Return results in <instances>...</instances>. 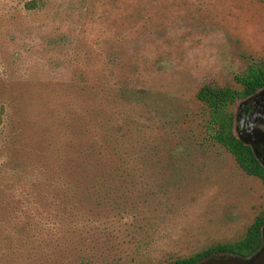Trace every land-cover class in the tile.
Segmentation results:
<instances>
[{
    "label": "rangeland",
    "instance_id": "obj_1",
    "mask_svg": "<svg viewBox=\"0 0 264 264\" xmlns=\"http://www.w3.org/2000/svg\"><path fill=\"white\" fill-rule=\"evenodd\" d=\"M28 1L0 0V223L20 191L41 192L31 181L61 176L90 155L87 143H101L90 115L115 108L122 87L153 133L141 155L158 143V155L183 160L145 181L140 222L104 218L100 264H161L243 238L264 210V185L210 140L197 93L238 87L250 59L264 60V0H43L35 12ZM85 77L95 84L81 86ZM77 244L46 264H77ZM9 253L0 264H29Z\"/></svg>",
    "mask_w": 264,
    "mask_h": 264
},
{
    "label": "trees",
    "instance_id": "obj_2",
    "mask_svg": "<svg viewBox=\"0 0 264 264\" xmlns=\"http://www.w3.org/2000/svg\"><path fill=\"white\" fill-rule=\"evenodd\" d=\"M24 8L29 12L43 10L44 2L31 0ZM235 82L238 87L204 85L197 99L208 111L210 140L224 147L245 173L259 178L264 185V165L255 149L240 139L237 132L239 113L236 112L240 104L246 101L250 104L264 92V60L250 59L246 69L235 77ZM80 84L85 87L95 83L85 77ZM118 92L116 102L120 103L115 108L103 104L92 111L90 117L93 116L97 130L92 139L99 137L101 143L99 140L98 144L97 141L87 143L84 152L90 155L75 158L76 166L67 169L71 178L64 177L66 170L61 176L47 175L36 183L31 181V186L41 187L39 193L20 191L22 203L16 214L9 223H0V260L5 251H9V255L18 260L28 256L25 260H29V264L60 262L58 253L72 248L77 241V264H100L102 252L95 251L93 244L100 240L98 233L102 238V233L108 230L104 218L110 219L113 215L116 220L140 222L138 210L145 204L141 200L149 196L145 181L159 168L174 171V166L183 159L182 155H158L161 147L158 143L149 147L150 154L141 155L140 144L153 133L128 111L127 91L121 87ZM133 98L139 99L140 95L133 93ZM85 132L90 134L86 128ZM153 152L157 155H151ZM161 264H264V210L243 238L216 243L193 255Z\"/></svg>",
    "mask_w": 264,
    "mask_h": 264
},
{
    "label": "flooded vegetation",
    "instance_id": "obj_3",
    "mask_svg": "<svg viewBox=\"0 0 264 264\" xmlns=\"http://www.w3.org/2000/svg\"><path fill=\"white\" fill-rule=\"evenodd\" d=\"M241 116L237 132L243 139H256L251 146L264 165V138L258 137L259 134H264V92L243 107Z\"/></svg>",
    "mask_w": 264,
    "mask_h": 264
},
{
    "label": "water",
    "instance_id": "obj_4",
    "mask_svg": "<svg viewBox=\"0 0 264 264\" xmlns=\"http://www.w3.org/2000/svg\"><path fill=\"white\" fill-rule=\"evenodd\" d=\"M248 103H249V101H246V102H244V103H242V104L240 105V111H239V114L241 113L242 108L245 107ZM259 136H262V137L264 138V134H259L258 137H259ZM239 137H240V139H241L245 144H248V145H251L252 143L256 142V139H255V138H254V139H243L241 136H239ZM256 138H257V136H256Z\"/></svg>",
    "mask_w": 264,
    "mask_h": 264
}]
</instances>
